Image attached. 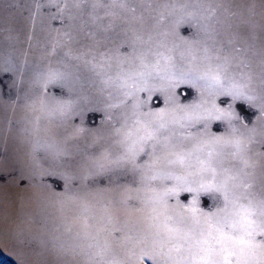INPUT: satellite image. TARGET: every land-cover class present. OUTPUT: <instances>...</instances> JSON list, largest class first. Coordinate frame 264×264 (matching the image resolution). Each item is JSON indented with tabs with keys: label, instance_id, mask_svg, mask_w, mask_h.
<instances>
[{
	"label": "snow or ice",
	"instance_id": "1",
	"mask_svg": "<svg viewBox=\"0 0 264 264\" xmlns=\"http://www.w3.org/2000/svg\"><path fill=\"white\" fill-rule=\"evenodd\" d=\"M33 3L34 28L44 4ZM48 3L57 9L48 18L56 41L49 54L64 70L37 82L32 104L46 114L43 130L63 129L65 144L86 131L71 121L87 109L47 94L50 86L82 88L81 67L100 82L105 123L120 110L119 126L86 163L62 160L70 153L57 148L47 167L18 178L31 186L39 177L43 188L48 178L63 181L54 198L71 206L75 221L65 254L84 264H137L128 247L137 217L146 264H264V0L259 12L256 0ZM182 85L198 88V99L181 103ZM220 97L247 102L256 121L244 122L233 104L221 107ZM202 196L217 201L215 210L202 209Z\"/></svg>",
	"mask_w": 264,
	"mask_h": 264
},
{
	"label": "bare ground",
	"instance_id": "2",
	"mask_svg": "<svg viewBox=\"0 0 264 264\" xmlns=\"http://www.w3.org/2000/svg\"><path fill=\"white\" fill-rule=\"evenodd\" d=\"M256 3L259 12V0ZM33 8V0H0V24H12L20 28L18 37L12 43L0 36V75L8 71L15 78L9 84L14 97H5L0 88V247L10 251L22 264H84L83 256L73 260L65 254L68 244L72 243L66 229L74 225L75 221L71 206H61L54 198L55 192L63 190V181L59 179L62 186L61 190H57L54 182L56 178H48L50 188L40 187L42 180L39 177L31 186L28 181H23L26 186L22 187L23 182L18 178L34 167H47L57 148L70 153V156L63 157L62 160H67L72 165L86 163L90 154L98 152L100 144L108 142L112 133L111 125L119 126L117 121L120 120V110H114L113 119L105 123L102 111L105 97L98 94L100 82L86 67H81L77 71L82 78V88L72 92L65 88L62 90L63 94L57 95L50 86L47 94L64 100H76L81 109H87L82 117L76 116L71 121L73 125L82 126L86 131L65 144L63 129H57L55 135L43 130V126L48 124L46 114L41 111L38 103L32 104L40 92L37 82L49 72L64 69L60 58L49 54L56 41L55 34L50 32L48 18L56 14L53 11L55 8L49 3L44 4L41 9L43 19L34 28L30 19ZM44 12L51 14L45 16ZM254 19L259 21L261 17L257 15ZM37 42L42 45L39 50L35 46ZM90 90H94V93ZM140 95L141 98L145 96L144 93ZM180 101L185 103L181 98ZM218 101L219 99L217 103ZM93 109H99L97 111L104 117L98 124H94L88 116ZM37 117L40 118V131H36ZM88 130H91V134ZM96 137H102L99 144L93 142ZM48 145L55 147L47 148ZM185 196L186 194H181V202H187ZM202 199L203 196L200 202L202 209L215 210L213 206L205 208ZM212 203L214 205L217 201L212 199ZM116 214L126 218L123 210ZM142 226L137 223V217L131 218L129 231L133 240L128 247L135 250L136 255L132 259L137 264L148 261L147 257L139 255L138 240L142 233L137 229ZM114 255L118 260L125 258L120 250H116Z\"/></svg>",
	"mask_w": 264,
	"mask_h": 264
},
{
	"label": "rangeland",
	"instance_id": "3",
	"mask_svg": "<svg viewBox=\"0 0 264 264\" xmlns=\"http://www.w3.org/2000/svg\"><path fill=\"white\" fill-rule=\"evenodd\" d=\"M41 2L43 4H47L48 0H41ZM53 8H55V7H53ZM53 11L56 12L57 9L55 8V9H53ZM47 14H51V13H48V12L45 13L44 12L45 16H47ZM52 23H53V25H51V27H59V24L57 22H52ZM68 23H69V21H68ZM0 26H1L0 36H2L6 41L12 43L14 41V39L16 38V36L18 37V31L20 28L18 29V27L14 26L12 24H0ZM38 28H41V27L38 26ZM192 32L193 33L195 32V28L192 29ZM35 46L38 50H39V48L42 47L40 42H37L35 44ZM30 52H33V51H30ZM5 72L6 73L2 72L0 75V88H1L5 97L12 98V97H14V93H13V89L9 88V84L11 82H13L15 80V78L13 77V75H11V72H10V74L8 71H5ZM52 87H53V89H55V92H54L55 94H57V95L63 94L62 89L59 86H55L56 88L54 86H52ZM50 90H52V89H50ZM87 92H89V91H87ZM90 92L94 93V90H90ZM177 92H178L180 98L185 103H189L191 101H194L199 96L198 88L192 87L191 85H182L180 89H177ZM154 100H155V106L156 107L163 106L162 105V100H163L162 96L159 99H156V97H154ZM221 101H224V103L221 104L220 103ZM218 104H220V106L223 108H227L229 104H233V107H235V110L238 113L239 117L244 122L249 123L250 125L253 122H255L257 119L256 109L251 107L245 101H236L235 103H233V101L229 97H220ZM88 116L94 124L95 123L98 124L99 122H101L104 119V117L102 116V113H100L99 111H91V112H89ZM218 126H220V125L213 124V128H214L213 131H215L216 127H218ZM4 181H5V179L2 180V182H4ZM54 182H55V185L57 187V190H61L62 181H60L59 179H56V180H54ZM21 186L25 187L26 183L23 182L21 184ZM202 200H203V204H204L205 208H212L213 203H212V199L210 197L203 196ZM9 252L10 251H7V250L0 247V264H22L20 261L16 260V258L14 257V255L11 252L10 253ZM143 264H146V261Z\"/></svg>",
	"mask_w": 264,
	"mask_h": 264
}]
</instances>
